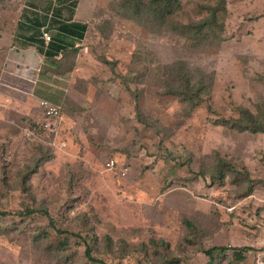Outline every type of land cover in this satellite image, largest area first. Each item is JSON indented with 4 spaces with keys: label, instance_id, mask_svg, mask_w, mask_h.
I'll list each match as a JSON object with an SVG mask.
<instances>
[{
    "label": "rangeland",
    "instance_id": "obj_1",
    "mask_svg": "<svg viewBox=\"0 0 264 264\" xmlns=\"http://www.w3.org/2000/svg\"><path fill=\"white\" fill-rule=\"evenodd\" d=\"M59 1L0 0V210L12 212L0 214V264H93L87 232L111 263L205 264L203 246L264 249V133L214 122L264 104V0H227L223 41L203 48L120 0H78L74 19L88 29L62 59L74 66L65 74L28 39L43 28L53 38ZM180 1L174 16L189 22L215 0ZM26 49L33 61L10 62ZM177 60L212 84L196 107L165 91L162 65ZM41 99L62 106L55 130L41 126ZM214 151L263 183L240 199L229 181L210 184L199 172ZM29 166L37 171L19 177ZM26 204L37 211L25 226L14 212Z\"/></svg>",
    "mask_w": 264,
    "mask_h": 264
},
{
    "label": "trees",
    "instance_id": "obj_2",
    "mask_svg": "<svg viewBox=\"0 0 264 264\" xmlns=\"http://www.w3.org/2000/svg\"><path fill=\"white\" fill-rule=\"evenodd\" d=\"M60 7H51L50 3V20L51 25L55 26L56 32L53 38H51L48 45H46L44 38L42 37V30L38 33H34V36L28 37L32 43H37L38 51L43 55L47 61H51L56 65L57 73L65 74L73 69V65L70 67L61 65L62 59L68 55L69 51L77 52V47L74 48L73 44L76 40H82L88 29V25L85 22H80L74 19V12L72 8L76 7L78 0H60ZM122 7H126L133 12L136 18L145 21V19H151L152 24L155 25V29L164 30L168 27L172 32L182 37L184 41H190L194 47H207L213 44H219L223 41V36L220 35L225 25V14L227 13V0H215L213 4L205 5L206 14L199 19L190 20L189 22L179 21L174 15L181 8L180 0H120ZM62 6V7H61ZM64 6L68 7L69 16L63 17ZM56 8V9H55ZM37 21L39 26L43 25L41 21ZM65 38H69L72 43H67ZM70 54V53H69ZM165 68L164 75L162 77L163 85L166 93L176 95L182 102L187 103L191 107H196L198 104L205 101L206 97L211 94L212 84L207 83L202 76L194 75L188 67L187 63L181 60L173 61L169 64L162 65ZM67 67V68H66ZM167 68V71H166ZM166 73V74H165ZM205 75V74H203ZM60 105V104H59ZM61 106V105H60ZM256 109L253 110L249 107L237 106V114L230 117L215 118L214 122L219 125H224L231 130L248 131L254 134L264 133V104L255 103ZM62 110V106H61ZM214 159H209V164L202 166V171L199 173L205 178H209L210 184H216L221 181H229L233 186V191L237 199L245 197L252 193L257 182L263 183L261 179H253L248 169L237 166L232 160L226 159L221 156L220 152H213ZM37 171V167L29 166L18 174L21 177H31V174ZM4 179V177H2ZM30 188V184L27 185ZM37 210L30 204H26L24 209L17 210L15 215L19 218V221L26 224V217H33ZM9 211H1L0 214H10ZM55 226L52 221L48 224V227ZM62 231V230H60ZM43 234L48 235V229L45 228ZM87 236H83L84 243L86 245L85 255L88 261L93 264H124L121 261L116 263L107 262L104 258L98 255L100 251H97L95 255L92 250L91 242L98 241L99 237L90 236L89 232ZM88 237V238H87ZM105 242L112 244L113 238L109 235L103 236ZM152 243L157 241L151 239ZM64 242V241H63ZM195 244H198L195 242ZM229 246L224 244H217L211 246H203L200 252L204 253L208 260L205 264H220L222 261H226L229 264H245L250 257L251 252L254 251L255 261L254 264H264V249L259 251L252 246H242L232 248V254H229ZM198 250V249H197ZM162 259L165 261L166 257ZM180 257H176L171 260H166V264H180L182 263Z\"/></svg>",
    "mask_w": 264,
    "mask_h": 264
},
{
    "label": "built area",
    "instance_id": "obj_3",
    "mask_svg": "<svg viewBox=\"0 0 264 264\" xmlns=\"http://www.w3.org/2000/svg\"><path fill=\"white\" fill-rule=\"evenodd\" d=\"M42 37L44 38L46 45H48L51 40V36L47 30H44V28L42 29ZM40 105L43 109V122L41 126L47 130H55L60 122L61 106L57 103L51 102L48 99H41ZM114 165V160L107 162V167L110 169H112ZM126 170L127 168L124 169L123 172H126Z\"/></svg>",
    "mask_w": 264,
    "mask_h": 264
},
{
    "label": "crops",
    "instance_id": "obj_4",
    "mask_svg": "<svg viewBox=\"0 0 264 264\" xmlns=\"http://www.w3.org/2000/svg\"><path fill=\"white\" fill-rule=\"evenodd\" d=\"M77 21H79V20H77ZM30 48H33V46H31ZM16 50V49H15ZM27 50V49H26ZM25 50V52H24V54H25V56H22V51H15V52H12L11 54H10V62L12 61H15V60H18V63H17V61H15L17 64H19V61H21V57H22V59H26L27 61L29 60V63L31 62V61H33V59H34V53H35V51L37 52V50H27L26 51ZM39 52V51H38ZM40 53V52H39ZM38 53V54H39ZM40 55H41V53H40ZM13 64H15V63H13ZM17 64H15V65H17ZM50 100V99H49ZM51 102H54V101H52V100H50ZM55 103V102H54ZM43 110V109H42Z\"/></svg>",
    "mask_w": 264,
    "mask_h": 264
}]
</instances>
